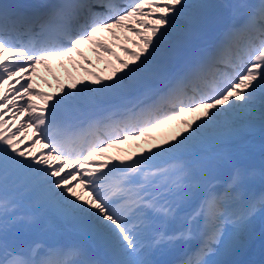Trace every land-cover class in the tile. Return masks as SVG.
Returning a JSON list of instances; mask_svg holds the SVG:
<instances>
[{
	"label": "snow or ice",
	"instance_id": "1",
	"mask_svg": "<svg viewBox=\"0 0 264 264\" xmlns=\"http://www.w3.org/2000/svg\"><path fill=\"white\" fill-rule=\"evenodd\" d=\"M53 60L90 79L41 91L33 75ZM257 114L264 0H0V185L11 173L36 193L28 208L0 196V264H264V245L251 258L255 170L232 164L220 179L183 159L209 130L240 139ZM170 122L163 143L150 135ZM141 139L142 151L117 147ZM53 217L82 238H32L54 232ZM229 253L248 258L213 259Z\"/></svg>",
	"mask_w": 264,
	"mask_h": 264
},
{
	"label": "rangeland",
	"instance_id": "2",
	"mask_svg": "<svg viewBox=\"0 0 264 264\" xmlns=\"http://www.w3.org/2000/svg\"><path fill=\"white\" fill-rule=\"evenodd\" d=\"M128 46L132 47L131 44H129ZM81 48L85 51L86 55H88L91 59H93V61H95V56L89 50L88 46L82 45ZM121 55H123V53H121ZM76 59L79 60L80 58L76 57ZM51 64L53 70L52 72H48L44 69L43 66L38 65V73L33 75L34 87H38L41 91H58L57 84L59 83L62 85H67L68 83L72 82V77H75L77 79L83 78L86 81L90 79V77H88L86 73L83 72V70L73 68L72 64L70 63L65 62L64 67H60L59 61L53 60ZM103 67L104 65L102 62L97 65V69ZM53 74L59 77V82L53 78ZM49 83L52 85L51 88L48 87ZM40 87H42L43 89H41ZM186 118L191 119V115L186 114ZM177 127L178 122H170L169 124L163 125L158 129H154L150 135L155 137L159 142L163 143L164 137L169 136L173 131L177 129ZM250 131L254 132V127L249 130V133H246V135L242 137L243 139L228 141L225 138V140L222 141L223 147H215L214 145H210V143L212 142V140L216 139L214 133L218 132L215 130H209V132L205 134V137L201 140V142L198 143L194 149H191L190 152L186 153L183 156V159L190 163L195 162L198 166L211 165L214 174L221 177L227 176L229 174L232 164H238L242 166L241 164L245 163L251 169H254L255 166L252 165L257 164L256 157L264 159V144L261 143L258 138V142L254 138L250 139ZM220 134L221 135L219 136L223 138L224 134ZM138 144L142 145V147L137 148L136 145ZM146 146L147 145L143 143V139H141L129 141L128 143L119 145L117 147L120 149H125L127 151H142L143 147ZM213 147H215V150L213 149ZM108 152L112 155L124 154L118 152L116 148L109 149ZM98 159H102V157H98ZM251 160L254 161V164H250ZM11 178L14 180L16 179V176L12 175ZM11 180H8L6 183L0 185V196H5L10 200H16L21 204L22 208H27V206L24 205L27 201L21 200L18 196L12 193V191L16 190L17 188L13 187ZM251 182L253 181L251 180ZM262 184L263 182H261V185ZM14 186L17 187L16 185ZM61 227L62 229L67 231V234L75 233L73 230L63 224H61ZM51 236L52 232L42 235L39 233L32 234V238H42L44 240L50 239Z\"/></svg>",
	"mask_w": 264,
	"mask_h": 264
},
{
	"label": "bare ground",
	"instance_id": "3",
	"mask_svg": "<svg viewBox=\"0 0 264 264\" xmlns=\"http://www.w3.org/2000/svg\"><path fill=\"white\" fill-rule=\"evenodd\" d=\"M13 0H10V2H12ZM190 2H192V3H196V2H198V0H190ZM38 73V72H37ZM51 83V82H50ZM5 88L7 87V85L5 84V86H4ZM41 89H43L42 87H40ZM45 92V91H44ZM38 105L39 104H42L43 103V100L42 99H40V98H38V97H36L35 96V98H34V96H32L31 97ZM257 109H259V102H257ZM26 117H24V116H22V117H20V119H25ZM254 126H255V130H257V128L258 129H262V128H264V122H262L261 120H260V118H259V115L257 114V116H256V118H255V121H254ZM216 131V130H215ZM29 132H31V130H29ZM247 132H249V130L248 131H246L245 132V134L242 136V137H244L245 135H246V133ZM215 134V136H216V139L215 140H212V142L210 143V145H214L215 147H223V145H222V141H224L225 140V135L223 136V138H221V136H219V135H221L220 133H214ZM240 138V139H243V138ZM11 176H12V174L11 173H9L8 175H7V177H6V180H5V182L4 183H6L8 180H10L11 179ZM261 179V176H260V173H258V174H256V176L253 178V179ZM13 182L14 183H16V185H17V189L16 190H13L12 191V193L13 194H15L16 196H18L21 200H25V201H27V202H25L26 203V206H28V207H31V203L35 200V198H36V193L35 192H33L32 190H30V189H28V188H26V187H24L23 186V182L21 181V180H19L17 177H16V179H14L13 180ZM30 200H31V203H30ZM53 220H54V222L57 224V226L59 225V221H56L55 220V218L53 217ZM61 230H59V229H57V230H55L54 232H55V235L56 236H60V237H63L61 240H59L58 242H56V243H50V244H54V245H62V243H63V241L66 239V237H65V235L64 234H62L61 232H60ZM54 232H52V235L54 234ZM49 244V245H50ZM261 251V250H260ZM97 256H98V254H97ZM99 258V257H98ZM213 259H216V260H220V258L219 257H213ZM253 259H256V258H253Z\"/></svg>",
	"mask_w": 264,
	"mask_h": 264
}]
</instances>
